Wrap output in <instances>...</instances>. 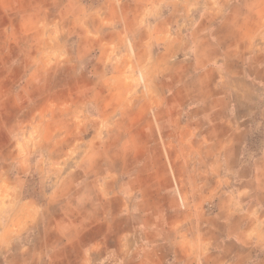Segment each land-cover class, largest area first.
Here are the masks:
<instances>
[{
	"label": "crops",
	"instance_id": "0c3cea01",
	"mask_svg": "<svg viewBox=\"0 0 264 264\" xmlns=\"http://www.w3.org/2000/svg\"><path fill=\"white\" fill-rule=\"evenodd\" d=\"M131 1L123 3V26L104 35L107 25L94 23L83 0H0V117L6 107L21 108L25 96L29 101L36 91L48 94L52 45L67 48L74 35L75 61L94 54L90 70L79 73L88 78L91 89L100 81L109 85L121 77L129 82L126 94L131 93L137 87L133 73L140 71L138 100L133 96L125 104L141 111L139 126L154 123L162 129L165 124H182L180 136L172 129L168 139L202 142V149L188 148L185 155L218 160L213 165L168 168L144 164L138 167L139 179L123 182L125 195L115 192V182L100 184V202L90 193L83 195V172L70 170L62 185L70 183L77 194L61 200L58 244L39 246L42 259L51 264H164L169 245L174 255L168 264H264V146L253 161L244 159L248 139L264 126V0L174 3L176 13L203 14L201 19L180 21L177 28L164 19H146L144 12H152V6ZM117 34L129 36L130 44L112 41ZM113 62L119 66L110 67ZM8 82L10 89L5 88ZM139 130L140 147L130 154L148 156L151 137L143 127ZM154 138L166 140L164 133ZM16 170L25 172L22 165ZM1 178L3 193V185L9 184ZM147 198L152 200L149 208ZM112 200L120 202L118 215L124 226L117 231L107 229ZM166 200L174 204V211L167 212ZM99 203L101 210L93 208ZM179 203L181 209L186 204L185 213ZM96 213L104 225L84 240L83 224ZM131 215L142 219L139 229L129 228ZM170 219L179 226L185 223L191 234L182 247L177 240L182 237L167 223ZM24 248L18 251L31 254L36 246L26 243ZM185 252L186 258L179 256Z\"/></svg>",
	"mask_w": 264,
	"mask_h": 264
},
{
	"label": "rangeland",
	"instance_id": "374dc122",
	"mask_svg": "<svg viewBox=\"0 0 264 264\" xmlns=\"http://www.w3.org/2000/svg\"><path fill=\"white\" fill-rule=\"evenodd\" d=\"M124 1L83 0L88 9L92 11L90 14L94 23L107 25L103 30L104 35L109 30L118 31V27L123 26L124 15L121 11ZM130 1L128 0V2ZM133 1L136 0L131 2ZM187 1L193 0H144L148 6H152V12L147 10L144 15L146 19L150 17L152 22L164 19L174 28H177L180 21H194L197 17L201 19L202 13L186 14L174 11V3L185 6ZM211 1L213 3L215 0ZM113 36L115 37L112 38V41L115 43L122 41L126 45L130 44L128 40L130 37L127 35ZM109 37L111 38V35ZM68 40L69 48L61 46L63 51L60 47L52 45L48 94L46 91L45 93L36 91L32 93L29 101L25 96L21 108L8 109L6 107L0 117L3 118V124L0 126L2 129L0 150H3L2 157H0V177L3 178H1L3 182L9 184L3 185L4 192L0 193V264L52 263H49V260L44 261L39 250L45 243L58 244L56 228L60 223V209L64 208V203L61 200L65 197H74L77 194L74 186L70 183L62 185L66 175L72 169L78 168L83 172L84 181L87 182V193L83 195L90 193L94 200L100 202L102 200L99 199L101 196L100 184L115 182V192L120 196L123 193L125 195L128 192L123 182L128 181L131 177L139 179L141 173L138 167L144 164L153 168H168L171 165L180 167L186 164L201 166L204 162L213 165L218 160L214 157L185 155L188 148L202 149V142H194L190 145L186 139H168L170 135L167 134L172 129L174 136H180L182 124L177 123L172 128L165 124L162 129L154 123L139 126V121L142 118L141 111L129 109L125 107V104L133 96L138 100V86L141 85L140 71L137 70L133 73L132 83L137 87L131 93L126 94L125 85L129 82L123 81L121 77L112 79L109 85L106 84V81H100L98 86L95 85L91 89L88 78L84 79L79 73L82 68L84 71L90 70L94 54L91 53L92 55L84 57L81 61H75L73 58L74 35ZM121 48L123 49V47ZM200 49L205 50L204 47H200ZM59 50H61L60 57ZM189 50L191 53V45ZM219 50L222 51V47ZM112 55L114 58L120 56H116V53H112ZM117 66H119V62L110 64V67L113 68H117ZM17 85L20 86L19 83ZM5 88L10 89L11 82H8ZM46 100L48 103H45ZM8 102L11 104L10 98H8ZM140 127H143L144 131L146 129V134L152 138L147 141V148L151 150L148 156L130 154L137 152L140 147L138 140ZM197 129L200 131L202 128L198 126ZM160 133H164L166 140L163 142L155 141L154 137H158ZM263 146L264 126L258 128L248 139L245 147L248 150V156H245L244 159L253 161L256 157L254 153H258ZM165 150L168 156L165 154ZM12 152L15 153V156L12 155ZM217 164L219 165L220 162L218 161ZM19 165L25 168L24 173H18L16 170ZM140 181L144 183L146 179L142 177ZM81 193L83 192L78 194L81 195ZM131 202L133 207L134 199ZM147 203V208H149L152 200L147 198ZM108 204L111 214L107 218L109 224L107 229L111 231L124 229L121 216L118 215L120 202L112 200ZM108 204L106 205L108 206ZM70 206L68 207L72 210L74 205L70 204ZM102 206L103 204L99 203L93 208L101 210ZM165 206L167 212H171L172 208L174 211L176 208L170 200L165 201ZM178 206L181 212L185 213L186 204L183 203L184 209H181V203ZM182 219H185V216ZM28 220H30V225L26 223ZM86 220L83 224V229L86 232L84 240H88L89 234L104 225L101 224L102 219L98 213L95 218ZM167 223L168 225L173 224L178 238L182 237V239H177L180 240L181 246L183 239H186L187 235H191L186 230V224L179 226L172 219ZM141 224L142 219L133 215L129 228L131 230L139 229ZM73 226H76L75 223ZM125 229H128L127 225H125ZM190 232L193 230L191 229ZM167 233L170 232L167 231ZM26 243L34 244L37 250L35 249L31 254L25 250L19 252L18 250L25 249L24 244ZM137 244L135 243V245ZM13 246L16 251H13ZM29 255H31L30 261ZM173 255L174 253L168 245L164 264L171 262ZM179 256L186 258L187 254L186 252L180 253Z\"/></svg>",
	"mask_w": 264,
	"mask_h": 264
}]
</instances>
